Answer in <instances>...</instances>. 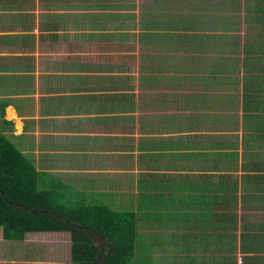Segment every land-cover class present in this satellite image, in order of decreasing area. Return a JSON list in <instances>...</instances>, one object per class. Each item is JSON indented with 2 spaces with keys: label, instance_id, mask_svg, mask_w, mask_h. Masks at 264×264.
<instances>
[{
  "label": "crops",
  "instance_id": "1",
  "mask_svg": "<svg viewBox=\"0 0 264 264\" xmlns=\"http://www.w3.org/2000/svg\"><path fill=\"white\" fill-rule=\"evenodd\" d=\"M56 1L67 12L54 11L58 19L48 15L44 28L50 36L42 40L48 36L49 51L60 24L77 20V26L91 29L85 14L103 11L83 9L82 0ZM26 3L0 0V129L46 174V184L63 190L71 206L102 203L135 213L141 252L134 264H264V191L240 189L239 205H228L233 193H228V167L234 161L228 151L237 152L240 170L243 151L237 147L243 146L234 138L244 143L246 134L261 132L247 127L255 117L264 121V108L252 105L263 103V87L250 89L242 76L244 91L234 92L235 102L227 76L158 84L149 68L153 63L165 68L178 58L167 54L163 43L158 59L145 56L143 92L119 81L100 89L68 88L55 74L45 76L42 87L37 69L38 55L45 52L42 34L30 15L16 12ZM103 36L96 33L97 39ZM163 56L170 57L167 64ZM150 90L155 95L147 99ZM41 132L48 133L38 141ZM47 236L63 241H47ZM49 245L50 255L41 257ZM62 245L68 258L61 256ZM71 246L69 232H30L15 241L5 239L0 227V264H67ZM25 249L34 255L26 256Z\"/></svg>",
  "mask_w": 264,
  "mask_h": 264
},
{
  "label": "trees",
  "instance_id": "2",
  "mask_svg": "<svg viewBox=\"0 0 264 264\" xmlns=\"http://www.w3.org/2000/svg\"><path fill=\"white\" fill-rule=\"evenodd\" d=\"M82 1L85 3L81 6L83 9L103 10L85 14L92 20L91 29H108V23L111 21L120 23L124 29L128 23H138L137 19L140 17L141 41L146 42L149 39L148 43L152 45L163 43L167 50L178 51L179 46L183 47L185 53H179V57L172 64L164 68L156 67L153 63L149 68L153 73H159L158 77L150 74V78L158 84L164 82L171 86L184 80L204 81L208 78H214L216 81L219 76L209 74L219 72L220 69L202 65L201 61H196L195 56V53L199 52H215L222 54L214 58L216 63L223 60L228 62V73L238 74L244 71V77L249 79L250 87L247 86L250 89H264V0H245L243 5L239 0H209L206 9V6L193 2L182 5L176 0H157L161 1L159 7L156 6L160 9L156 11L157 14L147 12V6L143 5L139 15L129 12L135 10L136 6L128 0ZM182 8L192 14H179L173 10ZM242 10L244 18L239 16L240 13L242 16ZM93 19L98 20L99 24ZM242 23H245L242 25L245 33L241 34ZM119 36L125 40L122 35ZM227 53L228 57H223ZM169 58L163 56L162 59L167 64ZM140 69L143 71V87L146 77L144 64ZM228 81L231 82L228 90L233 91V99L236 102L237 95L234 92L238 85L229 74ZM252 105L256 106L255 109H263L264 101ZM4 113L3 109L2 115ZM257 118L255 117V122L248 121L247 129L254 127L252 130L261 132L245 135V153H242L239 170L241 174H228V193L233 191L232 195L228 196V205L231 206L239 205L240 189L264 191V121ZM1 123L12 122L3 120ZM247 140H256L258 147L249 145ZM236 154L237 152L233 154L228 151V157L232 156L234 160L228 167L231 173L239 169ZM44 175L46 174L37 170L18 144L0 129V227L3 228L5 239L20 241L30 232H69L72 235V246L71 262L67 264L135 263L141 252L135 213L113 210L102 203L71 206L67 203L63 190L48 186ZM234 177L236 181H233Z\"/></svg>",
  "mask_w": 264,
  "mask_h": 264
},
{
  "label": "rangeland",
  "instance_id": "3",
  "mask_svg": "<svg viewBox=\"0 0 264 264\" xmlns=\"http://www.w3.org/2000/svg\"><path fill=\"white\" fill-rule=\"evenodd\" d=\"M25 1H27V3L24 4V6L18 9L16 12H18L19 14L27 15V17H29L30 15L33 18V20H35V22L33 21L32 27H34L37 31L39 29L40 32L38 33L42 34L41 39H40L41 41L40 48L44 50L45 52H42L40 53L41 55L40 54L38 55L39 61H40V67L37 68L38 72L41 75L42 87L46 86L47 84L45 82L47 80V78L45 79V76H48L50 74H55L56 81L57 82L64 81L65 83H67L68 88L77 87V86H83V87L92 86L94 88L100 89L104 86L114 84L115 81H119L120 82L119 84L121 86L129 85L135 88V90H137L136 88L138 87L139 92H143L140 87V80H141V75L143 74V71L140 68L142 64L148 63L147 61H144L145 56H147V53H152L158 59L156 54L161 55L164 53H162L163 51L161 52L162 48L160 47V45L149 44L148 43L149 39H147L146 42L141 41V38L139 35V32H142L140 29V25H139L140 17H138L137 19L138 23L134 24L135 26L133 25V23L130 25L128 23L126 24L127 28H124V29L121 27L122 25L120 23L111 21L110 23H108V27L106 26L108 29H105L104 27H102L105 29L104 31H102L100 28H97V30H94V29H90L89 27H83L81 24L80 26H77L76 24V22H78L77 20L66 23L64 24V26H61L60 24V27L52 31V33L56 35V42H55L56 46L54 47L52 45V49L49 51L47 47V41H48L47 37L48 36L42 40L43 36L49 35L48 28H44V26L48 24V20H47L48 15H53L52 13L54 11H57L58 13L61 12L62 14H64L67 11L66 10L62 11L61 9H59V5H60L59 3L61 1H56V0L55 1L54 0H25ZM128 1L132 2L136 6L135 10H130L129 12H135L137 15H139L141 11L140 9L142 8L143 5L147 6V12L149 11V12L157 14L156 11L160 10L158 9L159 7L158 5H160L161 1H157V0H128ZM176 1H178V3L179 2L182 3V5L187 4L189 2H193V3H196L197 5H200V6L202 5L203 7L206 6L207 3L209 2V0H176ZM244 1L245 0H239L241 5H243ZM22 2L23 1H21L20 3ZM76 2L78 1H75V2L69 1V3H76ZM118 2H120V0H118ZM18 4L19 3L17 2L16 5ZM50 4L53 6L55 10L53 8L50 10L48 9ZM206 8L207 6L204 9ZM173 10L179 14L180 13L192 14V12L191 13L187 12L183 8L173 9ZM199 11H201V8L199 9ZM92 12H95V11L93 10ZM44 13L47 16L46 18L43 17ZM76 13L85 14V12H82V11L79 12L78 10L76 11ZM194 13H197V12H193V14ZM201 14H204V13L201 12ZM55 15H53V17H55V19H58V17ZM174 15L175 14H172V16ZM239 16L240 18H244L243 10H242V16H241V13ZM196 18H198V16ZM238 20L241 21V19H238ZM61 23L63 24L64 22H61ZM244 24L245 23H242L240 25L241 34L245 33V30L242 29L243 28L242 25ZM96 33H99L101 35L104 34L107 36H103L97 39ZM119 35H122L125 40H122L121 36ZM37 44L39 45V43ZM179 48L180 49H178V51H175V49L168 50L167 54L169 53L173 57L174 56L179 57L178 55L179 53L183 55L185 53L184 49H182L183 47L179 46ZM146 49H149L150 51ZM195 54H196L195 56L197 57L196 61L198 62L201 61L202 65L207 64V66H209L210 68L215 66L218 70L220 69L219 72L209 74V76L216 75V76L223 78L225 76L228 77V74H229L233 76L234 81H236L237 82L236 84L238 85V88L235 90V94L238 93L240 95V90L241 92L242 90L244 91V89L241 87L243 84L242 82L243 80L241 79L244 77L243 73H238V74L237 73L235 74L225 73L224 70L228 71V69L226 68L228 66V62L226 60L218 61V63L214 61V58H218V56H221L222 54L215 53V52H208L207 54L199 52ZM223 57L227 58L228 53L226 55L224 54ZM55 62L57 63V65H55V68L50 69L49 66H51L52 63H55ZM182 63L184 64L183 61ZM95 68L97 69V71L95 72L90 71V70H94ZM105 71L106 72L110 71L111 74L104 75ZM63 73L66 74V77L59 78V75ZM97 74L99 75V78H95V76H98ZM168 75H172V74H168ZM43 82L46 84L43 85ZM153 90H156V89H153ZM153 90L146 92L147 99L153 98V95H155V92H152ZM43 93L45 92H38L37 94L42 95ZM61 93H64V92H60V93L58 92V94H60L61 96H64V94H61ZM82 94L84 95L85 93H82ZM42 119L43 118H41V120ZM44 133H48V132H41L40 134L41 136L37 138L39 139L38 141H40V139L42 140V136H45ZM25 134L27 136V139H29L30 136L32 135L31 133H29V130ZM249 136H247V138H249ZM35 139L32 141L36 142ZM235 140H236L235 144H238V146H243V148L237 147V149L239 148L243 151L242 153H245L244 152L245 142L243 143L242 140L234 138V142ZM239 140L242 143H239L238 142ZM247 141L249 145L257 146L256 140H247ZM232 152L234 154V152L236 151L234 150ZM45 163H47V161H45ZM228 174L237 176V174H241V172L238 169V171L235 173H231V171H228ZM233 181H236V177L233 178ZM46 239L47 241H63V239L57 236L56 237L47 236ZM51 247L52 246L49 245L48 249L45 250L44 255L41 257H48L50 255L49 250L51 249ZM61 248L63 251V253H61V256L65 255V257L68 258L67 250L65 252V249L67 248L64 245H62ZM22 253H26L25 254L26 256L34 255V251L31 249H25V252H22Z\"/></svg>",
  "mask_w": 264,
  "mask_h": 264
}]
</instances>
